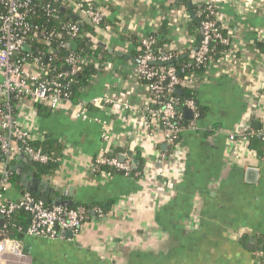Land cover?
<instances>
[{
	"label": "crops",
	"instance_id": "obj_1",
	"mask_svg": "<svg viewBox=\"0 0 264 264\" xmlns=\"http://www.w3.org/2000/svg\"><path fill=\"white\" fill-rule=\"evenodd\" d=\"M93 1L110 27L96 42L111 59L97 66L95 80L80 98L88 119L74 118L67 104L51 110L23 99L16 121L33 142L48 143L53 173L39 171L35 163L33 170L61 188L64 200L113 204L102 217L91 214L74 235L18 241L24 264H255L256 245L264 238L263 148L251 140L231 142L229 136L244 125L255 131L264 127V45L259 41L264 0H254L242 15L234 7L220 8L217 21L230 35L232 53L195 81L190 92L203 114L194 128L181 133L177 153L170 156L140 117L139 110L151 102L133 72L137 64L130 51L134 41L166 27L171 29L168 48L183 56L199 41L189 32L196 18L193 6L188 0ZM101 98L114 102L96 105ZM114 150L134 159L139 155L142 165L134 177L91 172L97 156ZM2 164L0 154V170ZM12 173L22 190L11 186L4 198L17 201L26 189ZM69 188H74L71 197Z\"/></svg>",
	"mask_w": 264,
	"mask_h": 264
},
{
	"label": "built area",
	"instance_id": "obj_2",
	"mask_svg": "<svg viewBox=\"0 0 264 264\" xmlns=\"http://www.w3.org/2000/svg\"><path fill=\"white\" fill-rule=\"evenodd\" d=\"M84 0H61L60 7L66 10L65 4L72 5L75 9L82 8ZM93 2V0H89ZM196 14L200 19V28L197 34H200V43L197 49L194 47L191 51L194 60L204 67V72L211 66L220 63L223 59H228L232 53L230 35L224 31L218 24V14L222 5L234 7L237 13L242 15L253 8L254 0H190ZM39 6L46 17H52L55 13L50 2L45 0H0V95L6 97L14 95L19 100L28 99L35 104H47L51 110H56L60 104H65L67 92L63 89V81L72 82V77L80 70L82 63L80 58L73 52H69L64 57V63L68 66V72L60 73L55 80L44 77L40 57H32L31 62L26 58L16 59L15 54L28 47L25 34L28 32L27 20L30 13V7ZM78 21L68 28V35L76 36L79 32L78 23H88L91 26L99 27L105 19V14L98 8H88L78 13ZM110 27L104 26L103 31L107 32ZM36 37V36H33ZM52 35L44 38V44L49 45ZM219 42L221 45L229 46L223 57L212 60L209 59L211 46L213 42ZM264 43V38H259ZM154 35L149 34L140 40L142 53L139 56L140 63L135 65L134 74L142 82L147 90L148 98L151 104L157 107L146 106L139 110L136 106L123 104L124 108L132 112L140 111V117L145 126L159 140L169 147V156L175 155L181 142V133L187 128H194V122L198 118L196 103L193 99L184 102V107L191 111L193 119L187 126H182L174 120L181 118L180 113L175 110L178 103L177 98L173 96L176 89H187L191 91L197 77H190L185 80L179 78L178 73L172 67H165L162 64L168 63L171 57L168 54L153 55L152 46L154 44ZM60 48L65 49L68 43L62 41ZM29 57V56H27ZM226 57V58H224ZM50 58H57L56 52H51ZM48 58L49 60H51ZM47 58L45 57L44 60ZM156 63L160 65L155 66ZM41 73V74H40ZM114 101L109 98L95 100L96 105H111ZM70 105L74 118L77 120L88 119V109L84 103L79 102ZM4 110H0V154L2 156V168L0 170V217L5 220L15 211L27 212L30 216V224L25 230V235L30 238H39L46 240H55L61 238L64 231H71L76 234L81 224L86 219L87 210L82 206L62 207L46 206L38 199L35 200L30 193H23L17 201L4 198L2 188L6 191L7 168L14 159L24 154L30 157L32 162L39 165L49 164L53 158L46 154L40 147H35L29 132L16 121V115L13 113L8 101L3 104ZM138 111V112H139ZM108 132L103 135V140H108ZM261 139L264 141V127L259 130H253L244 125L236 133L229 136V140H251ZM108 152H103L97 156L91 164V172L104 176H110V171H101V166H106L122 172L123 176L129 177L131 164L125 160L119 162L118 158L108 156ZM164 157V155H163ZM166 157V155H165ZM264 159V152H263ZM91 212L98 217L104 216L99 208H92ZM258 254V253H257ZM23 255L19 249L17 240H9L5 237L0 238V264H24ZM255 264H264V255L258 254Z\"/></svg>",
	"mask_w": 264,
	"mask_h": 264
},
{
	"label": "trees",
	"instance_id": "obj_3",
	"mask_svg": "<svg viewBox=\"0 0 264 264\" xmlns=\"http://www.w3.org/2000/svg\"><path fill=\"white\" fill-rule=\"evenodd\" d=\"M46 2H50L55 13L52 17H46L43 11L40 10L39 6L30 7V13L28 14L27 20H25L26 24H28V32L25 34L27 38L28 48L24 50H20L15 54L16 59L26 58L27 62L32 61V57H40L42 59L41 64L44 69L43 76L50 79L55 80L56 76L60 73L68 72V66L64 63V57L69 53L73 52L76 54L82 63L79 65V71L72 77V82H69L68 79L63 81V89L67 92L68 96L65 101V104H75L81 102V96L85 89H88L93 81L95 80L98 74V67L100 63L104 61H109L111 56L107 50L104 49L99 43L96 42V39L100 38L101 32H103L104 26L106 25V19L100 24L99 27L91 26L88 23L77 24L79 32L76 36L68 35V28L72 24H76L78 21V13L79 11L88 9V8H97V5L89 0H84L82 3V8L79 10L75 9L71 4H65L66 10H62L60 7L61 0H45ZM184 4H186L184 0ZM194 10V8H193ZM200 28V19L195 18L192 24L189 26V32L193 35L198 41L200 39V34H195V31ZM170 33L171 29L166 27H161L158 29L154 35V44L152 46V53L155 56L160 54H168L171 57L170 62L162 64L165 67H172L178 73L180 79L185 80L190 77L200 76L204 72V67L201 64H198L194 58L192 57L191 51L194 48L192 47L186 48L183 50L184 58H181V55L177 51H172L168 47L170 45ZM222 35H225V31H221ZM52 35L50 39L49 45L44 44V38ZM36 36V37H33ZM65 41L68 43V47L65 49L60 48L59 44ZM132 49L130 51L131 57L135 60H139V56L142 53L141 44L138 41H134L132 43ZM212 51H210L209 59L217 60L223 57L224 53L229 49V46L221 45L219 42H213L211 46ZM51 52H56L57 58H50ZM29 56V57H27ZM47 58L44 60V58ZM50 58L51 60H49ZM118 63H125L122 57H115ZM160 65L156 63L155 66ZM41 74V73H40ZM182 93L180 95L173 96L177 98L178 103L175 106V110L182 114L181 118L178 120H174L176 123L182 126H186L191 121L184 118L183 109L184 102L189 99H194V94H192L189 90L182 88ZM24 99V98H23ZM8 101L11 106L13 113L16 115V106L21 101L19 98L14 95L10 96V98H6L0 95V110H4L3 104ZM38 106V105H37ZM42 106H39V108ZM151 107H157L155 104H151ZM197 107V106H196ZM198 117L202 116L203 111L197 107ZM181 140V137H180ZM255 144H259L263 148L264 152V141L261 139L255 138L251 139V142ZM35 147H40L46 154L54 157L51 154V148L48 146V143L39 144L38 142H33ZM111 153V152H110ZM110 156L118 158L120 152L114 150ZM108 155V156H109ZM125 160L129 161L131 164V169L129 172V177H134L135 173L138 172L142 162L140 161L139 155L134 158H126ZM16 159L12 161L15 162ZM135 161L137 163L136 168H132V162ZM11 163V164H12ZM50 162L49 164L39 165L36 164V167L39 171L44 172L45 174L53 173L52 168L53 165ZM139 166V167H138ZM101 171H110L111 174H120L123 175L122 172L110 169L106 166L100 167ZM96 175V174H95ZM1 181V178H0ZM7 185L9 187H14L22 190V186H20L19 181L15 173H12L7 168ZM2 193H5V190L2 188ZM29 193L24 190L23 193ZM30 195L37 200L33 193ZM113 201H108L106 204H99L98 206H89L86 204H77L74 207L82 206L87 210L86 219H90L91 209L99 208L102 210V213L106 215L111 208ZM46 206H52V204H47ZM30 224V216L27 212L24 211H15L13 212L9 218L3 220L0 225V238L5 237L9 240H17L22 241L25 235V230L27 226ZM256 251L258 254L264 255V238L258 241L256 245Z\"/></svg>",
	"mask_w": 264,
	"mask_h": 264
},
{
	"label": "water",
	"instance_id": "obj_4",
	"mask_svg": "<svg viewBox=\"0 0 264 264\" xmlns=\"http://www.w3.org/2000/svg\"><path fill=\"white\" fill-rule=\"evenodd\" d=\"M188 6L191 9L192 5L190 0H188ZM191 15H194L195 12L192 10ZM201 38L199 39V41L196 43L195 48L197 49V47L199 46ZM101 46H103L101 44ZM24 49L29 50L28 47H25ZM121 55V54H118ZM185 56H181V58H184ZM125 59L129 60V56H124ZM133 60V59H132ZM133 62H135L136 64L140 63V60H133ZM174 93L176 95H180L182 93L181 89H176L174 91ZM183 115L184 118L187 120H192L193 116L190 110L184 108L183 109ZM257 123V121L255 122ZM126 158H131L130 153H126L124 155H119L118 156V160L119 162H123L125 161ZM16 161H20L22 162L21 165L19 166H9V171L11 172H16L18 173V175H20V183L24 186V188L29 192V193H33L34 196L44 205L47 204H52L55 206H62V207H67V208H71L75 205V202L72 200H64L62 197V193L63 190L61 188H54L51 184H50V180H42L40 177H38L34 170H33V162L31 160L30 157H27L24 154L19 155L16 158ZM135 164L136 162L133 161L132 162V168H135ZM252 170H248L247 173H252ZM74 190V188H69L68 189V196L71 197L73 196V193H71ZM92 215L93 212H91ZM3 220L0 217V225L2 224ZM64 233L69 234L70 236L72 235L71 231H64Z\"/></svg>",
	"mask_w": 264,
	"mask_h": 264
},
{
	"label": "rangeland",
	"instance_id": "obj_5",
	"mask_svg": "<svg viewBox=\"0 0 264 264\" xmlns=\"http://www.w3.org/2000/svg\"><path fill=\"white\" fill-rule=\"evenodd\" d=\"M263 45H264V43H263Z\"/></svg>",
	"mask_w": 264,
	"mask_h": 264
}]
</instances>
